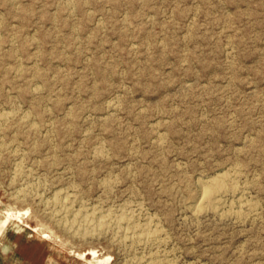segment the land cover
Listing matches in <instances>:
<instances>
[{
  "label": "rangeland",
  "instance_id": "obj_1",
  "mask_svg": "<svg viewBox=\"0 0 264 264\" xmlns=\"http://www.w3.org/2000/svg\"><path fill=\"white\" fill-rule=\"evenodd\" d=\"M0 116V219L48 236L36 264H264V0H0ZM80 209L155 239L68 231Z\"/></svg>",
  "mask_w": 264,
  "mask_h": 264
},
{
  "label": "bare ground",
  "instance_id": "obj_2",
  "mask_svg": "<svg viewBox=\"0 0 264 264\" xmlns=\"http://www.w3.org/2000/svg\"><path fill=\"white\" fill-rule=\"evenodd\" d=\"M69 3V2H68ZM67 5V4H66ZM72 8H73V6H72ZM21 61V60H20ZM17 63V62H16ZM16 68V67H15ZM19 70H21V69H19ZM18 70V71H19ZM37 70V69H36ZM35 70V71H36ZM37 74V73H36ZM36 88H39V87H36ZM39 90V89H38ZM38 90H35V91H38ZM41 90V89H40ZM47 90V89H46ZM34 91V92H35ZM51 93V92H50ZM57 96V95H56ZM108 104V103H107ZM113 105V104H112ZM112 105H110V107L112 106ZM109 107V106H108ZM112 108H115V107H112ZM14 109H15V107H14ZM111 109V108H110ZM14 111V110H13ZM15 112V111H14ZM73 112V111H72ZM11 113V112H10ZM71 113V112H70ZM3 114H5L4 112H3ZM2 114V115H3ZM25 114V113H24ZM1 115V116H2ZM73 115V114H72ZM71 115V116H72ZM0 116V119L2 118ZM12 116H13V114H12ZM21 116H23V115H21ZM26 116V118H27V115H25ZM69 116V115H68ZM8 117V116H7ZM15 117V116H14ZM29 117V116H28ZM10 118H12V117H10ZM20 118H22V117H20ZM33 118V117H32ZM72 118V117H71ZM8 119H9V117H8ZM14 119V118H13ZM12 120V119H11ZM10 120V121H11ZM24 120V119H23ZM23 120L21 121V123L23 122ZM71 120H74V119H71ZM26 121V120H25ZM2 122V121H1ZM3 122H5V121H3ZM16 123V122H15ZM31 123V122H30ZM74 123V122H73ZM12 124H13V122H12ZM11 124V125H12ZM23 124V123H22ZM6 125V124H5ZM10 126V125H9ZM21 126V125H20ZM26 126V125H25ZM29 126V125H28ZM40 127V126H39ZM50 127V126H49ZM53 127V126H52ZM2 128V127H1ZM3 129H4V127H3ZM11 129V128H10ZM10 129H8L9 131H10ZM14 129V128H13ZM17 129V128H16ZM15 129V130H16ZM20 129V128H19ZM40 129V128H39ZM15 130H13V132L15 131ZM37 131V130H36ZM35 131V132H36ZM34 132V131H33ZM38 132V131H37ZM3 134V133H2ZM0 138H2V137H0ZM15 139V138H14ZM4 141H5V139H4ZM1 142V141H0ZM6 142V141H5ZM4 142V143H5ZM1 144V143H0ZM99 145H100V143H98ZM97 144V145H98ZM2 147H3V145H2ZM97 147V146H96ZM6 148H7V146H6ZM16 148H18V147H16ZM54 149V148H53ZM1 150H2V148H1ZM4 150H6V149H4ZM8 150V149H7ZM101 150V149H100ZM10 151V150H9ZM103 151V150H102ZM17 152V150L15 151V153ZM19 152V151H18ZM14 153V154H15ZM9 154V153H8ZM12 154H13V152H12ZM12 154H11V156H12ZM94 154V153H93ZM7 154H5V156H6ZM17 155V154H16ZM15 155V156H16ZM4 156V155H3ZM8 156H10V155H8ZM14 155L12 156V157H15ZM21 156V155H20ZM26 156V155H25ZM94 156V155H93ZM2 158V157H1ZM98 158V157H97ZM100 159V158H99ZM95 160V159H94ZM22 162V161H21ZM16 164V163H15ZM33 164V163H32ZM17 165V164H16ZM15 167H17V166H15ZM25 167V166H24ZM235 168V167H234ZM15 169V168H14ZM19 169V168H18ZM236 169V168H235ZM237 169H239V168H237ZM24 171V170H23ZM22 171V172H23ZM29 171V170H28ZM30 172H32V171H30ZM24 173V172H23ZM33 173V172H32ZM31 173V174H32ZM234 173V172H233ZM16 175H17V173H15ZM30 174V173H29ZM67 174V173H66ZM230 174V173H229ZM238 174V173H237ZM25 175V174H24ZM225 174H223L222 176H220L218 179H213L212 181H211V183L208 185V186H201L202 187V189H201V195H200V200H199V202H198V205H197V207H196V210L194 209V211H196V213L198 212V211H200L201 209H205V207L206 206H208V207H213L214 206V204H219L220 205V203L218 202L217 203V201H218V197H219V195L222 193L223 194V192H225L226 191V185H225V183H224V181H225V179H227L225 176H224ZM18 176V175H17ZM27 176H29L30 177V175H27ZM226 176H227V174H226ZM232 176V175H231ZM26 177V176H25ZM24 177V178H25ZM80 177V176H79ZM229 177V176H228ZM241 177V176H240ZM19 178V177H18ZM21 178H23V177H21ZM238 178V177H237ZM27 179V178H26ZM25 179V180H26ZM35 179V178H34ZM39 179V178H38ZM231 179V178H230ZM234 179H236L235 178V175H234ZM21 180V179H20ZM23 180V179H22ZM109 180V179H108ZM112 180V179H111ZM237 180V179H236ZM209 181V180H208ZM13 182V181H12ZM104 182H105V180H104ZM109 182V181H108ZM201 182V181H200ZM227 182V181H226ZM30 183V182H29ZM38 183V182H37ZM51 183V182H50ZM110 183L112 184V182L110 181ZM114 183V182H113ZM202 183V182H201ZM205 183V182H204ZM231 183V182H230ZM236 183H238V182H236ZM246 183V182H245ZM28 184V183H27ZM102 184V183H101ZM232 184V183H231ZM69 185H71V184H69ZM106 185H108L107 183H106ZM114 185V184H113ZM112 185V186H113ZM200 185V184H199ZM27 186V185H26ZM25 186V187H26ZM101 186V185H100ZM50 187V186H49ZM68 187V186H67ZM106 187V186H105ZM227 187H229V188H231L232 189V186H228L227 185ZM48 188V187H47ZM62 188V187H61ZM108 188H110V186L108 185ZM112 188V187H111ZM111 188H110V191H109V193L111 192ZM114 188V187H113ZM239 188V187H238ZM237 188V189H238ZM70 189V188H69ZM241 189V188H240ZM24 190V189H23ZM26 190H27V188H26ZM25 190V191H26ZM31 190H32V188H31ZM65 190V189H64ZM67 190V189H66ZM78 190V189H77ZM77 190H75V192L77 191ZM107 190H109V189H107ZM234 191H235V189H233ZM239 190V189H238ZM21 191H22V189H21ZM61 191V190H60ZM70 191V190H69ZM101 191V190H100ZM230 191H232V190H230ZM16 192V191H15ZM17 192H18V190H17ZM30 192V191H29ZM67 193V191H64V193ZM233 192V191H232ZM237 192H239V191H237ZM241 192V191H240ZM21 193V192H20ZM19 193V194H20ZM23 193H24V191H23ZM103 194L104 193H106V192H102ZM227 193H229V192H227ZM236 193V192H235ZM234 193V194H235ZM246 193V192H245ZM18 194V193H17ZM18 194V195H19ZM25 194V193H24ZM24 194H23V197H24ZM108 194V193H107ZM198 194V193H197ZM232 193L230 192V195H231ZM233 194V195H234ZM241 194V193H240ZM42 195V194H41ZM53 195V194H52ZM57 195L58 194H56V197H57ZM64 195V194H63ZM63 195H62V197H63ZM70 195V194H69ZM81 195V194H80ZM14 196V195H13ZM54 196V195H53ZM71 196V195H70ZM74 196V195H73ZM23 197H22V199H23ZM27 197V196H26ZM35 197V196H34ZM65 197V200L64 199H61V198H59L60 200H64L61 204H60V202H58L60 205H61V208H62V210L63 211H67L68 210V207H67V203L68 202H70V197L68 196V194L67 195H65L64 196ZM221 197V196H220ZM15 198H17V197H15ZM37 198H39V197H37ZM77 198V197H76ZM26 199V198H25ZM24 199V200H25ZM52 199V198H51ZM50 199V200H51ZM73 199H74V197H73ZM72 199V200H73ZM223 199V198H222ZM17 200V199H16ZM21 200V199H20ZM35 200V199H34ZM54 198H53V202H54ZM57 200V199H56ZM55 200V201H56ZM76 200V199H75ZM74 200V201H75ZM43 201V200H42ZM52 201V200H51ZM141 201V200H140ZM17 202V201H16ZM31 202V201H30ZM39 202V201H38ZM73 202V201H72ZM79 202V201H78ZM240 202H242V201H240ZM240 202H239V204H240ZM18 203H20V201L18 202ZM40 203H41V201H40ZM45 203V202H44ZM52 203V202H51ZM54 204H55V202H54ZM53 204V205H54ZM105 204V203H104ZM126 204V203H125ZM144 204V203H143ZM251 204V203H250ZM41 205V204H40ZM43 205V204H42ZM47 205H48V202H46V206H44V207H47ZM56 205V204H55ZM54 205V206H55ZM83 205H85L84 203H83ZM96 205V204H95ZM124 205V204H123ZM59 206V205H58ZM99 206V205H98ZM119 206V205H118ZM131 206V205H130ZM136 206V205H135ZM245 205H243L242 207H244ZM253 206V205H252ZM256 205H254V207H255ZM72 207V206H71ZM79 207V206H78ZM94 207V206H93ZM121 207H122V205H121ZM123 207H126V206H123ZM215 208H216V206H214ZM213 207V208H214ZM239 207V206H238ZM246 207V206H245ZM244 207V208H245ZM37 208V207H36ZM57 208V207H56ZM88 208V207H87ZM90 208V207H89ZM101 208H103V206L101 207ZM130 208V207H129ZM134 208V207H133ZM137 208H139V207H137ZM213 208H211V212H212V210H214ZM256 208V207H255ZM46 209V208H45ZM75 209V208H74ZM93 209V208H92ZM98 209V208H97ZM116 209H117V207H116ZM128 209V208H127ZM140 209V208H139ZM192 209V208H191ZM209 209V208H208ZM207 209V210H208ZM218 209V208H217ZM222 209V208H221ZM221 209L219 210V211H221ZM242 209V208H241ZM249 209H250V207H249ZM52 211L53 210H55V209H51ZM50 210V211H51ZM57 210H59V209H57ZM61 210V209H60ZM71 210V209H70ZM81 210V211H80ZM79 210V212L77 213V214H75L74 215V218L72 219V221H71V223H66V224H63V225H65L64 227L68 230V231H73V230H75L74 232L75 233H77V232H83V233H85L88 229H93V230H103V231H106V230H108V229H110V228H116L117 229V231H118V229L119 230H122V231H120V232H122V234L124 235V237L126 238V239H130V240H132L133 242H136V243H142V244H148V242H151L152 240H154L155 239V234H154V232H150V229H149V227H148V225L147 224H145V225H138L137 223H132L131 222V218H130V215L128 216V215H126V214H124V213H121L120 214V216H118L117 218H113V219H111V218H107V217H100V218H96L95 217V214H94V212H92V213H87V212H83V209H80ZM94 210V209H93ZM101 210V209H100ZM100 210H98V211H100ZM103 210V209H102ZM101 210V211H102ZM115 210V209H114ZM123 210H124V208H123ZM130 210V209H129ZM146 210V209H145ZM144 210V211H145ZM216 210V209H215ZM244 210V209H243ZM39 211V210H38ZM49 211V212H50ZM91 211V210H90ZM103 211H106V209L104 208V210ZM120 211V210H119ZM209 211V210H208ZM207 211V212H208ZM232 211V210H231ZM48 212V213H49ZM53 212H56V211H53ZM74 212V211H73ZM83 212V213H82ZM107 212V211H106ZM111 212V211H110ZM135 212H136V210H135ZM204 212V211H203ZM234 212V211H233ZM246 212V211H245ZM245 212H243L244 214H245ZM5 214H4V216L0 219V264H36V262L37 261H35V260H37V255H39V254H42L46 249H49V245H48V241L46 240L47 239V235H45V234H41V233H38V231H37V229H35V228H31V227H29L26 223H24L22 220H21V212H19V213H17V214H12V212L11 213H6V212H4ZM36 213V212H35ZM61 214H62V211L60 212ZM112 213V212H111ZM119 213V212H118ZM200 213V212H199ZM214 213H217V212H214ZM237 213H239V209L237 210ZM252 213V212H251ZM255 213V212H254ZM57 214H59V213H57ZM206 214V213H205ZM219 214V213H218ZM218 214H215V215H218ZM230 214V213H229ZM235 214H236V212H235ZM53 215V214H52ZM60 215V214H59ZM63 215V214H62ZM101 215V214H100ZM107 215H109V214H107ZM112 215V214H111ZM146 215V214H145ZM198 215V214H197ZM220 215V214H219ZM228 215V214H227ZM57 216V215H56ZM70 216V215H69ZM97 216V215H96ZM99 216V215H98ZM136 216V215H135ZM138 216V215H137ZM232 216V215H231ZM234 216V215H233ZM238 216H240V215H238L237 214V217ZM242 216V215H241ZM240 216V217H241ZM245 216V215H244ZM247 216V215H246ZM37 217V216H36ZM41 217V216H40ZM44 217V216H43ZM46 217V216H45ZM149 217V216H148ZM195 217V216H194ZM197 217V216H196ZM195 217V218H196ZM199 217H200V214H199ZM57 218V217H56ZM64 218V217H63ZM69 218V217H68ZM135 218V217H134ZM137 218V217H136ZM236 218V217H235ZM245 218V217H244ZM54 219V218H53ZM66 219V218H65ZM133 219V218H132ZM156 219H157V217H156ZM250 219V218H249ZM48 220V219H47ZM50 220V219H49ZM57 220V219H56ZM136 220V219H135ZM40 221H42L41 219H40ZM52 221V220H51ZM63 221H64V219H63ZM158 221V220H157ZM156 221V222H157ZM197 221V220H196ZM58 222V221H57ZM154 222V221H153ZM52 223V222H51ZM62 223V222H61ZM138 223H140L139 221H138ZM160 223V222H159ZM57 224V223H56ZM60 224V223H59ZM136 224V225H135ZM142 224V223H141ZM150 224V223H149ZM155 225H156V223H154ZM55 225V224H54ZM158 225V224H157ZM57 226V225H56ZM152 226H154V225H152ZM54 228H55V226H53ZM52 227V228H53ZM58 227H60V226H58ZM63 227V228H64ZM159 227V226H158ZM161 227V226H160ZM151 229H152V227H151ZM154 229V228H153ZM158 229V228H157ZM92 230V231H93ZM111 230V229H110ZM57 231H59V230H57ZM77 231V232H76ZM114 231V230H113ZM64 232V231H63ZM101 232V231H100ZM110 232H112V231H110ZM116 232V231H115ZM158 232V231H157ZM88 233V232H87ZM90 233H88V235H89ZM73 235H75L74 233L72 234V236ZM78 235V234H77ZM93 235H95V234H92V236ZM159 235V234H158ZM67 237H68V235H66ZM96 236H97V234H96ZM114 236V235H113ZM71 237V236H70ZM78 237H80V235L78 236ZM94 237V236H93ZM115 237V236H114ZM121 236L119 235V238H120ZM82 238V237H81ZM83 239H85V236H84V238ZM90 239H91V237H90ZM98 239V238H97ZM121 239V238H120ZM163 239V238H162ZM116 240V239H115ZM129 240V241H130ZM119 241H121V240H119ZM128 241V240H127ZM129 241H128V244H129ZM162 241V240H161ZM115 242V241H114ZM113 242V243H114ZM122 242V241H121ZM164 242V241H163ZM170 242V241H169ZM112 243V244H113ZM125 243V242H124ZM131 243V242H130ZM156 243V242H155ZM115 244H116V242H115ZM115 244H113V245H115ZM119 244V243H118ZM134 244V243H133ZM131 245V244H130ZM129 245V246H130ZM135 245V244H134ZM137 245V244H136ZM135 245V246H136ZM161 245H162V243H161ZM164 245V244H163ZM131 246H133V245H131ZM130 246V247H131ZM155 246V245H154ZM153 246V247H154ZM156 246H157V244H156ZM121 247H123L124 248V245L123 246H121ZM138 246H136V248H137ZM145 247V246H144ZM152 247V248H153ZM126 248H129V247H126ZM51 249V248H50ZM146 249V248H145ZM118 250V249H117ZM124 250V249H123ZM132 250V249H131ZM130 250V251H131ZM136 250V249H135ZM134 250V251H135ZM146 250H148V249H146ZM130 251H128L129 253H130ZM144 251V250H143ZM133 252V251H132ZM92 254L93 255H95V252L93 251L92 252ZM159 254V253H158ZM156 255V254H155ZM131 256H133V255H131ZM136 256V255H135ZM139 256V255H138ZM160 256V255H159ZM162 256V255H161ZM77 257L79 258V259H83V255L81 254H78L77 255ZM157 257V256H156ZM135 258V257H134ZM159 258V257H158ZM105 259V258H104ZM136 259V258H135ZM165 259H166V257H165ZM106 260V259H105ZM139 260V259H138ZM135 261V260H134ZM136 261H137V259H136ZM140 261V260H139ZM144 261V260H143ZM147 261V260H146ZM146 261H144V264H145V262ZM168 261V260H167ZM166 261V262H167ZM108 262V261H107ZM128 262H130L129 260H128ZM126 263V264H129V263ZM165 262V263H166ZM170 262V261H169ZM168 262V263H169ZM173 262V261H172ZM96 263H98V264H101V263H105V261H101V260H96ZM136 263V262H135ZM138 263V262H137ZM142 263V262H141ZM133 264V263H132ZM146 264H147V262H146ZM172 264V263H171Z\"/></svg>",
  "mask_w": 264,
  "mask_h": 264
}]
</instances>
